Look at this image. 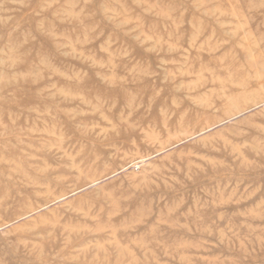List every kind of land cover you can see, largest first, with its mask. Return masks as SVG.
Listing matches in <instances>:
<instances>
[{
    "label": "rangeland",
    "instance_id": "rangeland-1",
    "mask_svg": "<svg viewBox=\"0 0 264 264\" xmlns=\"http://www.w3.org/2000/svg\"><path fill=\"white\" fill-rule=\"evenodd\" d=\"M0 264H264V0H0Z\"/></svg>",
    "mask_w": 264,
    "mask_h": 264
}]
</instances>
